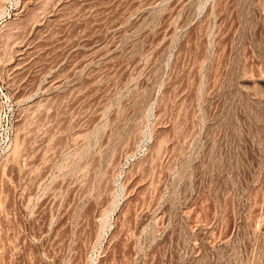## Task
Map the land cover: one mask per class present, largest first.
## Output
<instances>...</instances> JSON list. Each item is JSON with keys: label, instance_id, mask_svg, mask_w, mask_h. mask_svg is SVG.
I'll return each mask as SVG.
<instances>
[{"label": "rangeland", "instance_id": "1", "mask_svg": "<svg viewBox=\"0 0 264 264\" xmlns=\"http://www.w3.org/2000/svg\"><path fill=\"white\" fill-rule=\"evenodd\" d=\"M0 264H264V0H0Z\"/></svg>", "mask_w": 264, "mask_h": 264}]
</instances>
